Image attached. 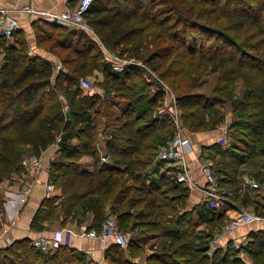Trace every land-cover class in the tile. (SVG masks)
<instances>
[{"label":"trees","instance_id":"trees-1","mask_svg":"<svg viewBox=\"0 0 264 264\" xmlns=\"http://www.w3.org/2000/svg\"><path fill=\"white\" fill-rule=\"evenodd\" d=\"M232 1L236 0H92L84 18L93 34L38 19L42 24L35 43L48 41V49L62 64L56 74L50 60L29 54L23 37L14 40L22 29L14 34V42L3 44L0 184L19 170L23 155L41 154L61 137L48 174L61 193L42 200L33 219L35 229L43 230V221H66L84 203L92 208L88 228L100 231L104 219L113 215L131 234L126 247L108 244L104 257L110 264H139L130 257L139 256L146 243L151 251L146 264H242L232 244L208 255L212 235L240 211L227 201L222 208L204 202L189 206V189L161 169L163 162L155 161L158 146L175 133V128L155 132L160 115L155 116L153 109L161 106L163 92L145 79L140 65L129 63L115 70L103 50L104 46L139 59L163 80L168 78L176 90L181 126L187 131L227 125L229 144L204 145L201 154L212 161L218 189L239 195L241 176L248 171L241 166L258 158L251 163L264 167V0H239L241 10L232 7ZM46 27L57 29L56 36ZM195 29L213 33L225 48L198 44ZM194 61L205 66H193ZM206 68L218 75L212 88L217 96L211 102L192 90ZM94 71L103 74L105 96L84 92L80 86V78ZM151 84L155 91L145 94V85ZM221 101H229L228 106ZM226 114H231L230 120ZM111 116L112 128L101 127L102 117ZM70 138L76 141L69 142ZM101 155L108 160L103 162ZM83 156L93 158L91 170L79 168ZM250 175L264 183L263 170ZM241 202H251L245 191ZM252 203L258 209V202ZM201 225L207 227L202 241L197 229ZM247 240L242 250L253 264H264V231H250ZM83 260L84 253L66 245L43 252L29 238L0 247V264H82Z\"/></svg>","mask_w":264,"mask_h":264},{"label":"built area","instance_id":"built-area-1","mask_svg":"<svg viewBox=\"0 0 264 264\" xmlns=\"http://www.w3.org/2000/svg\"><path fill=\"white\" fill-rule=\"evenodd\" d=\"M92 0H76L75 5L70 4L65 7L61 12H55L48 9H39L32 5H22L18 8L11 9L6 6H0V64L4 59V46L13 41L14 34L21 29V16L28 15L34 19H40L47 22H54L58 26L67 27L69 29H82L93 34L92 29L87 24L84 15L88 9ZM68 3V0H64ZM4 41V43H3ZM103 50L108 60L113 62V68L115 70H122L126 64H137L145 68L144 77L147 81L153 82L163 92V103L159 108V112L163 115L170 116L172 119L175 133L172 137L168 138L166 142L159 145L155 155V161L163 162L166 167L164 170L173 173L175 180L189 189V192L199 191L202 193V202L206 203L209 207H218L215 198H218L217 194L225 195V192L221 191L217 187V182L211 168V161H206L200 166V175L202 181L195 177L192 168V163L200 159L201 147L195 148L189 139L188 135H184L182 130H185L181 126L179 119V111L176 107V97L174 92L169 88L167 83L160 78L155 71L150 69L141 60L127 57L126 54L120 55L118 52H112L103 46ZM29 53H32L29 51ZM52 62V61H51ZM53 74H56L62 69L60 61H53ZM87 77L80 78V86L85 89L92 87ZM104 137V136H103ZM61 137L57 136L54 145H58ZM220 146L226 147L229 144L228 127L223 124L219 127L218 142ZM195 154L194 159H188L189 154ZM101 160L106 162L107 156L101 155ZM46 174V179L43 183L45 193L48 195L54 185L48 178L49 167L43 165L41 154L28 153L22 156L20 161L19 170L12 171L9 176L4 179L7 188L9 190H17L18 193L24 198L29 195L32 188L31 180L36 178L40 174ZM240 185L244 189L257 190L264 185L255 180L253 177L245 174L241 176ZM263 185V186H262ZM223 198V197H222ZM4 201V200H3ZM218 201V200H217ZM221 201V200H220ZM242 207V206H241ZM243 208V207H242ZM5 216L4 208L0 210V218ZM261 220V217L251 211L240 210L238 217L227 221L219 231L215 232L209 240L208 255L212 256L213 251L221 248L225 250L229 244H232L233 248L241 251L242 247L247 243V236L237 238L229 237L225 238L227 233L232 232L238 227L252 224ZM83 238H93L100 242L102 245L108 243H116L120 247H126L128 243V235L123 231L115 216H107L101 224V229L98 231L96 228H88L86 224H81L76 229L61 228L55 230L51 235H40L31 239V244L40 249L43 252H52L59 246L63 245L64 235ZM3 235V231L0 230V237ZM224 239V244L220 247L219 244ZM8 240V245L11 243ZM93 264H99L93 262Z\"/></svg>","mask_w":264,"mask_h":264},{"label":"crops","instance_id":"crops-1","mask_svg":"<svg viewBox=\"0 0 264 264\" xmlns=\"http://www.w3.org/2000/svg\"><path fill=\"white\" fill-rule=\"evenodd\" d=\"M75 0H68V3H65L64 0H0V6H6L11 9L18 8L22 5L28 4L32 5L39 9H48L55 12H61L65 9L67 5L73 4ZM29 18L33 20L34 18L28 15H22L21 16V29H31V21L29 23ZM20 29V30H21ZM30 50L32 53L29 54H37L40 56L41 54L37 52L38 48H36L35 39L31 40ZM43 56V55H41ZM204 133V132H203ZM200 134L196 136L195 134L191 135L189 133H186V135L189 136V139L191 141V144L195 147H202L204 145H210L212 143L218 142L219 138V128L206 132L204 134ZM56 147V148H55ZM57 149V146L52 144L49 146L45 151L41 153V158L43 161V165L48 167L49 161L53 155L51 154L52 150ZM89 157V156H87ZM195 155L193 153L189 154L188 159H194ZM206 161L210 162L211 160L206 159L204 156H200V159L197 161H194L192 163V168L194 171L195 177L199 178L200 175V166L199 164H203ZM259 160H257L258 162ZM246 164V163H245ZM94 166V162L90 161L88 159H85L84 162H81L79 164V168L81 170H91ZM244 165L241 166V168ZM242 169H246V167H243ZM263 170L264 167L257 165L255 168H253V172L256 170ZM46 179V174L42 173L38 175L36 178H33L31 180L32 182V188L31 192L28 196L22 197L17 190H9L7 188V184L5 180H3L0 184V195L2 196L3 201V208L5 210V216L3 218H0V230L3 231V235L0 237V247H6L8 244V240H19L22 238H29L32 239L36 236L40 235H51L55 230H59L61 228H69V229H76L81 224H86L87 226L92 221V208L90 206H85L84 203L79 204L71 214L69 218L66 219V221L62 222L61 219L51 220V221H43L42 225L44 226L43 230H37L33 227V219L34 215L40 206L43 199L47 197H53L60 195V192L58 191V188H53V190L47 195L44 190L43 183ZM200 181H202V177L199 178ZM263 181H264V175H263ZM251 190V189H250ZM191 197L189 196V206H193L197 203H202V193L199 191H192L190 192ZM260 202L264 204V195L259 198ZM264 208V205H263ZM106 210H109V205H107ZM205 226L201 225L197 229H204ZM264 231V217L261 216V220L252 223L247 224L245 226H241L236 228L230 233H227L225 238L231 237H237L241 238L244 236H247V234L250 231ZM129 234V233H128ZM131 234L128 235L130 237ZM224 239L220 242L219 246L221 247L224 244ZM64 244L68 246L70 249L82 252L85 255V259L88 262H98V263H105V249L108 246L102 245L100 242H98L96 239L88 238V237H75L71 235H67L65 233L64 235ZM147 245V246H146ZM146 248L144 247V250L142 253L137 257H130L131 260L134 262H138L139 264H146L147 256L150 254L149 244H145ZM240 256L243 261H250V258L248 257L247 253L243 250L240 252ZM245 256V257H244ZM211 257V256H210ZM249 262V263H250ZM252 263V262H251ZM253 264V263H252Z\"/></svg>","mask_w":264,"mask_h":264},{"label":"rangeland","instance_id":"rangeland-1","mask_svg":"<svg viewBox=\"0 0 264 264\" xmlns=\"http://www.w3.org/2000/svg\"><path fill=\"white\" fill-rule=\"evenodd\" d=\"M232 4L234 5V6H232V7H236V9H239V10H241L242 9V4H241V2L239 1V0H236V1H232ZM29 20V23H30V21H31V29H22V31L20 32V33H18V34H16L15 35V37H14V40L15 39H17L19 36L20 37H23L24 38V40H26V42H27V45L29 46V50H30V45H31V40H34L35 39V33L37 32V27L39 26V25H41L42 23H40L39 21H37L38 19H33V20H31V18H29L28 19ZM47 28V27H46ZM49 31H51L52 32V34H53V36L55 37L56 36V32H58V30L57 29H49V27L47 28ZM233 33V32H232ZM195 35H196V39H197V43L199 44V43H207V46L209 45V44H213L214 45V50H216V49H219V47H222V48H225V45H224V42L222 41V39H216L215 38V35L213 34V33H211V32H206V31H204V30H201V29H195ZM250 42H252V39H248ZM12 42H14V41H12ZM48 41H44L40 46H36V48H38L37 50V52H39L41 55H43V56H41L40 55V57L41 58H46V59H48V60H50V61H58V58L56 57V54H55V52L54 51H52V50H49L48 49V43H47ZM187 43H190V40L189 39H187ZM218 44V46H216ZM150 48H151V46H150ZM197 48H198V46H197ZM226 50H227V52H231V48H229L227 45H226ZM58 52V51H57ZM193 66H205L204 64H200V63H198L197 61H194V65ZM65 68V67H64ZM200 70V69H199ZM199 70H197V71H199ZM194 72H195V70H194ZM193 72V73H194ZM179 76V75H178ZM178 76H177V78H178ZM217 74L216 73H212V72H210L207 68L201 73V76H200V78H198V85H197V87L196 88H194V89H192V90H194V91H196V92H202V93H204L205 95H206V99H207V102H211V101H214L215 100V96H217V95H215L214 93H213V91H212V88H213V86H214V84H215V82H216V80H217ZM87 78L86 79H88L90 82H92V87L90 88V89H85V88H82L83 89V91L84 92H89V93H92V92H98V93H100V95H101V97L102 96H105L104 95V92H105V90H103V86H102V82H103V80H104V77H103V74H102V72H99V71H94L92 74H90V75H88V76H86ZM166 83H167V85L169 86V88L173 91V92H176V90L174 89V88H172L173 87V85H171L170 84V82H169V79L168 78H166V80H164ZM186 80H184V82H185ZM170 84V85H169ZM182 84H183V81H182ZM152 85V84H151ZM236 85H237V87H240V85H241V83H240V80H237V83H236ZM154 88H156V86L155 85H152V87H150L149 85H145V94H150V93H153L154 91H155V89ZM174 89V90H173ZM239 88H238V92H237V94L239 93ZM107 92V91H106ZM111 94V93H110ZM115 100H117L116 98H115ZM228 102L229 101H221V104H224L225 106H228ZM162 103H163V100L161 101V105H162ZM219 104L220 103H217L216 102V105L217 106H219ZM160 106V105H159ZM158 106V107H159ZM156 107V108H154L153 109V114L156 116V115H160L158 118H159V125H158V128L156 129V133H164V132H168L169 130H172L173 128H174V125H173V122H172V119L170 118V116H167V115H163V113H161V112H159L158 110H159V108L161 107ZM112 109V107H110L109 109H106V110H111ZM227 116H226V119L227 120H230L231 119V114H226ZM102 124H101V127H103V128H106V126H108V129H111L112 128V121H114V116H111V117H102ZM106 125V126H105ZM210 131H213V130H210ZM209 130H207V131H203L204 133H206V132H210ZM203 132H196V136H198V135H200V134H202ZM182 133L185 135L186 133H189L190 135H191V133L192 134H195L194 132H190V131H187L186 129L185 130H182ZM203 133V134H204ZM76 140L74 139V138H70V140H69V142H75ZM56 148V147H55ZM57 149H55V150H52L51 151V154L53 155V157H51V158H49L50 159V161H49V164H50V162L52 161V160H54V159H56L57 157H58V154H57ZM195 155V154H194ZM85 159H88V160H90V161H94L93 160V158H91V157H87V156H83L79 161H78V164H80L81 162H84V160ZM258 160V158H253L252 160H250V161H248L247 162V164H244V166L243 167H246L247 168V170L248 171H245L244 173H243V175H245V174H247V175H249V176H251L250 175V172H252L253 171V168H255V166H253L254 165V163H256V161ZM251 162H254L253 164L251 163ZM211 163H212V161H211ZM163 167H161V169L162 170H164V167H166V165H162ZM49 167V166H48ZM242 167V168H243ZM160 169V170H161ZM161 170V171H162ZM256 170V169H255ZM252 177V176H251ZM255 179V178H254ZM256 180V179H255ZM263 185H264V183H263ZM262 185V186H263ZM56 186V185H55ZM53 187V188H58V191L60 192L61 191V189H60V187H58V186H56V187ZM242 190L243 191H240V193L241 192H243L244 193V191L245 192H247L248 193V198H249V200H251V202H250V204L248 203V204H246V205H244V204H242V194L243 193H241V194H239L238 195V193L236 192V191H230V192H225V195L224 196H222L223 194H217V196H218V198H215L214 200H216V203L218 204L217 206V208H222V207H224V206H226L225 205V201H227L228 202V204H230V205H232L234 208H236V210H238V211H240V210H247V211H251V212H253V213H255V214H257V215H259L260 217L261 216H263L264 217V208H263V203H261L259 200V198H261V196L262 195H264V186L263 187H261V188H259V189H257V190H250V189H244V188H242ZM224 192V191H223ZM61 193V192H60ZM237 193V194H236ZM189 196L191 197V195H190V192H189ZM223 197V198H222ZM218 200V201H217ZM221 200V201H220ZM255 201V202H258V209L257 208H255V204L254 203H252V201ZM243 208H242V207ZM226 223V221L224 222V224ZM223 224V225H224ZM206 231H207V227H205L204 229H199V240H203L202 238H200V237H202L203 236V238H204V236H205V233H206ZM126 234L127 235H129L127 232H126ZM147 244H150V243H147ZM147 246V245H146ZM146 246H145V248H146ZM239 251V250H238ZM240 252L241 251H239V258L241 259V261H242V264H252L250 261H243V259L240 257V256H243V254L242 255H240ZM245 257V256H244ZM250 262V263H249ZM82 264H93V262H92V260H91V262H88V261H84L83 260V262H82ZM99 264H105V263H99ZM106 264H110V263H108V262H106ZM255 264V263H254ZM257 264H261V263H257Z\"/></svg>","mask_w":264,"mask_h":264}]
</instances>
